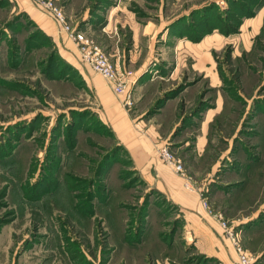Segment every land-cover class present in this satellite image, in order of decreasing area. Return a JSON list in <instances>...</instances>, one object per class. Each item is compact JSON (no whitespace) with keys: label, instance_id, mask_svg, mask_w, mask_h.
<instances>
[{"label":"rangeland","instance_id":"374dc122","mask_svg":"<svg viewBox=\"0 0 264 264\" xmlns=\"http://www.w3.org/2000/svg\"><path fill=\"white\" fill-rule=\"evenodd\" d=\"M52 1L76 24L95 9L105 16L115 2L140 24L158 16L166 22L145 50L144 85L134 89L133 74L132 103L119 106L134 120L157 126L164 147L181 163L190 150L202 152L194 165L205 168L204 194L218 190L227 197L219 201L221 211L212 210L236 226L241 244L260 264L264 0ZM257 16L260 24H254ZM51 19L35 0H0V264H124L114 258L112 227L138 226L131 216L147 190L50 39ZM177 41L196 44L198 51L194 60L180 48L174 69ZM158 49L170 53V64L162 65ZM233 167L237 175L227 173ZM219 173L227 182L220 190L210 181ZM251 216L259 238L246 247L247 223L240 220Z\"/></svg>","mask_w":264,"mask_h":264},{"label":"crops","instance_id":"0c3cea01","mask_svg":"<svg viewBox=\"0 0 264 264\" xmlns=\"http://www.w3.org/2000/svg\"><path fill=\"white\" fill-rule=\"evenodd\" d=\"M123 2L125 3L124 0ZM119 4L120 2H115L105 16L102 14V10L100 11L99 9H95L93 13L83 14L76 25L87 37L101 46L114 66L131 69L133 74L136 73L134 89H139L144 85L146 79V75H141L148 58V52L145 50L149 49L153 34L161 30L166 22L158 16L156 22L148 20L140 24L139 20L130 18V12L128 13L125 9L124 4L121 3L120 6ZM188 8L190 7L188 6ZM184 11L181 10L180 13H186ZM256 19L254 24H260L258 16ZM47 25L49 27L48 35L58 51H60V56L69 63L76 72L77 79L86 86L98 107V111L101 112L103 119L109 124L115 139L122 146L130 163V168L137 173L145 185V189L149 191L150 202L153 201L154 197L155 200L163 205L165 216L162 217L161 231L168 233L171 226L175 227L173 242L183 244L186 256L201 255L204 257L203 261L205 264H238L233 248L222 237L218 222L207 214L201 205L202 198L200 194H204V185L200 182H202L201 178L204 177L205 168L202 170L194 164L198 163L202 152L190 150L191 152H188L183 157L184 164L187 166H184L179 160L181 165H183V175L175 173L157 156V150L165 146L157 126L141 118L134 120L127 112L123 111L118 103V101L120 102V97L115 95L109 85L98 75L94 74L90 68L82 63L80 64L75 45L67 39L64 33L58 31L57 24L51 19L48 20ZM125 31L128 34L126 39L123 38ZM164 36L163 32L160 38L164 39ZM145 38H149L148 43ZM203 39L206 42L209 41V38L204 37ZM142 40H145V44L142 43ZM177 43L180 44L179 46L177 45V50L173 51L174 69L179 59L180 48L187 49V53L191 55L189 58H192L193 54L198 51V48L195 50L196 44L192 45L188 41H177ZM126 44H128L127 49ZM158 51L159 54L157 55L162 65L163 63H166V65L170 64L171 61L165 60L170 59V53H164L161 49H158ZM196 59L197 57L194 58V60ZM204 139L205 136L202 139V143ZM234 171L233 167L232 170H227V173L231 174ZM220 176L221 173L218 174L217 178H213L214 176L210 178V181L219 190V185L227 184V182L220 181ZM186 179L192 182L194 185L193 189H187L184 186ZM217 191H212L208 195L204 194L203 198H205L211 208L221 211L224 206L219 201H223L227 197H220ZM144 218L147 219L148 216ZM253 219L254 217L251 216L240 220L243 224L247 223L243 233V241L244 244L246 243V247L252 239L259 238V233L252 229L255 223L250 224ZM174 223L176 226L173 225ZM122 230L118 229L119 232L117 234L120 235ZM116 241L113 240V245L115 244L114 258L116 260L122 259L124 264H179V258L174 253L176 251L174 247L164 255L161 247L160 251L157 250L154 254H149V251L142 253L141 250L137 252L131 244H124L122 238H118ZM254 253L260 255L262 252L257 248ZM259 262L263 264L264 258Z\"/></svg>","mask_w":264,"mask_h":264},{"label":"built area","instance_id":"2783aa9c","mask_svg":"<svg viewBox=\"0 0 264 264\" xmlns=\"http://www.w3.org/2000/svg\"><path fill=\"white\" fill-rule=\"evenodd\" d=\"M35 2L43 7L54 20L58 26V31L64 33L67 39L75 45L81 63L90 68L94 74L99 75L109 85L111 91L120 97L122 106H130L132 103L130 87L134 81L133 72L124 67L114 66L101 46L90 40L83 31L76 27L75 18L65 16L52 0H35ZM157 156L175 173L183 175V165L172 156L166 147L159 148ZM184 186L187 189L194 188L189 179H186ZM200 195L202 207L207 214L218 222L222 237L233 248L238 264H255L252 256L241 244L236 226L228 223L222 213L214 212L202 194Z\"/></svg>","mask_w":264,"mask_h":264},{"label":"trees","instance_id":"16d2710c","mask_svg":"<svg viewBox=\"0 0 264 264\" xmlns=\"http://www.w3.org/2000/svg\"><path fill=\"white\" fill-rule=\"evenodd\" d=\"M232 173L237 175L238 171H234ZM149 195L150 194L148 192H145L144 198L142 200L143 204L139 207L140 209L137 208L136 212H132L134 215L131 216L132 220L138 219V226L136 225L129 229H127L125 226H113V232L111 231L112 239L116 241L118 238H122V242L124 244H131V246L134 247L133 249L137 252H140L141 250L142 253L149 251V254H154V252H157V250L160 251L161 247L162 254L164 255L174 247L176 249L174 253L179 258V264H205L203 261V256H186V252L184 253L183 250V244L180 242H173V233L175 231V227L171 226L168 233L161 231L160 228L162 217L165 216L164 208H162L158 202H150ZM143 207L144 209H142ZM134 209L135 208H132V210ZM117 215L120 214L116 213V216ZM125 215L127 217V214L123 212L122 216L124 217ZM173 225L176 226L175 223ZM118 229H123L120 235L117 234L119 232Z\"/></svg>","mask_w":264,"mask_h":264}]
</instances>
